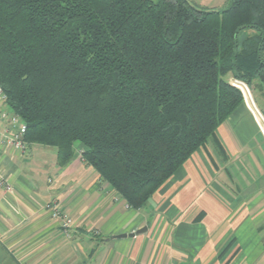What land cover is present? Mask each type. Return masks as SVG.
<instances>
[{
  "label": "trees",
  "instance_id": "16d2710c",
  "mask_svg": "<svg viewBox=\"0 0 264 264\" xmlns=\"http://www.w3.org/2000/svg\"><path fill=\"white\" fill-rule=\"evenodd\" d=\"M264 91V0H0V88L27 144L84 163L144 207ZM76 143H79L75 146Z\"/></svg>",
  "mask_w": 264,
  "mask_h": 264
},
{
  "label": "crops",
  "instance_id": "0c3cea01",
  "mask_svg": "<svg viewBox=\"0 0 264 264\" xmlns=\"http://www.w3.org/2000/svg\"><path fill=\"white\" fill-rule=\"evenodd\" d=\"M0 171V264H264V137L244 103L140 209L79 151L58 167L53 147H0ZM49 202L74 221L69 238Z\"/></svg>",
  "mask_w": 264,
  "mask_h": 264
},
{
  "label": "built area",
  "instance_id": "2783aa9c",
  "mask_svg": "<svg viewBox=\"0 0 264 264\" xmlns=\"http://www.w3.org/2000/svg\"><path fill=\"white\" fill-rule=\"evenodd\" d=\"M230 85L235 87L242 95L243 103L254 118L259 131L264 137V115L258 109L255 101L250 93L247 84L240 79H229ZM0 122L4 125V129L0 130V147H15L18 149H25L24 135L26 133L25 122L17 115L8 109L6 105V96L0 88ZM0 187L5 191H11L12 187L2 177L0 171ZM45 208L51 213L53 218L60 221V227L66 238L71 236V231L74 226V221L69 217H64L60 214V206L57 202H49Z\"/></svg>",
  "mask_w": 264,
  "mask_h": 264
},
{
  "label": "rangeland",
  "instance_id": "374dc122",
  "mask_svg": "<svg viewBox=\"0 0 264 264\" xmlns=\"http://www.w3.org/2000/svg\"><path fill=\"white\" fill-rule=\"evenodd\" d=\"M153 1H155V0H153ZM195 1H198L199 2L201 0H195ZM219 1L220 0H211V1H209V0H202L203 3H211L212 5H220V6H218L219 8L216 7L215 9H220V8H222L224 6V4H220L221 2H219ZM206 6H207V4H206ZM229 79H232V77H229L228 78V81H229ZM247 86H248V88L250 90V93H251V95H252V97H253V99L255 101V104L257 105L258 109L264 115V98L259 94V91H255L254 90L255 88L253 89V86L252 85H248L247 84ZM78 144L79 143H76L75 146L78 145Z\"/></svg>",
  "mask_w": 264,
  "mask_h": 264
},
{
  "label": "water",
  "instance_id": "95a60500",
  "mask_svg": "<svg viewBox=\"0 0 264 264\" xmlns=\"http://www.w3.org/2000/svg\"><path fill=\"white\" fill-rule=\"evenodd\" d=\"M145 229H146V228H143V229L137 230V231H135V232H133V233H130V234H128V235H129V236H134V235H136V234H138V233L144 231ZM125 236H126V234H121V235L111 236L110 238H111V239H114V238L125 237Z\"/></svg>",
  "mask_w": 264,
  "mask_h": 264
}]
</instances>
